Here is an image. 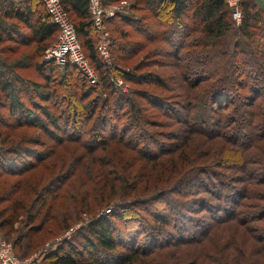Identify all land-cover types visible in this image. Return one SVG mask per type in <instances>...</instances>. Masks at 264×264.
Segmentation results:
<instances>
[{"label":"trees","instance_id":"16d2710c","mask_svg":"<svg viewBox=\"0 0 264 264\" xmlns=\"http://www.w3.org/2000/svg\"><path fill=\"white\" fill-rule=\"evenodd\" d=\"M121 1L141 16L129 18L124 12L105 23L112 62L107 65L96 50L98 35L86 1L60 0L97 75L91 85L74 66L43 61L58 29L40 0H0L1 236L15 254L23 249L19 257L26 258V250H36L87 215L94 218L54 247L46 264H180L174 258L182 249L177 246L198 243L203 238L190 233L201 235L206 225L190 217L191 209L180 207L177 197L200 187L219 200L203 204L210 214L223 213L210 216L218 224L236 220L249 233L252 222L261 237L258 246L236 242L233 254L207 251L189 262L249 264L253 254L250 264H264V0H241L238 25L226 0L101 4L107 8ZM2 18L7 23L1 27ZM18 23L32 46L22 63L11 57L16 48L6 46L23 38ZM130 28L141 37L137 42L128 41ZM156 41L169 50L155 56L170 59L175 74L132 76L114 66L126 69L127 61ZM24 65L33 68L36 80L18 74ZM113 73L137 88L120 93ZM166 127L167 133L157 132ZM19 129L38 131L45 141L37 134L21 136ZM161 137L170 141L166 147ZM212 150L208 165L202 157ZM77 169L80 178L92 182L86 195L81 194L86 180L76 177ZM65 188L75 192L73 204L58 220L54 210L72 198ZM138 203L145 205L151 223L145 231L125 232L121 227L133 221L131 209ZM49 223L57 224V231ZM164 249L165 262L159 258Z\"/></svg>","mask_w":264,"mask_h":264},{"label":"rangeland","instance_id":"374dc122","mask_svg":"<svg viewBox=\"0 0 264 264\" xmlns=\"http://www.w3.org/2000/svg\"><path fill=\"white\" fill-rule=\"evenodd\" d=\"M128 1V0H127ZM128 4V2H127ZM227 4V3H226ZM129 5V4H128ZM124 15L128 16L129 18H138L141 15L140 14H135V13H131L128 10H124ZM4 16L3 14H1L0 11V17ZM242 17V16H241ZM231 18L233 20V22L238 25L241 21L237 22L233 19L232 14H231ZM3 22H2V26H5V24L7 23V20L2 18ZM16 31L18 33L23 34V38H21V41H19L20 43L17 45V43L15 45H11L9 43V45L6 46H10V47H14L16 48V55L11 56L12 58H14L15 56L17 58H19L18 60L20 61V63L22 62H26V57L28 54H30L31 52V42L28 41V38L26 37L27 34V29L25 27H23L22 25H20V23H18V26L16 27ZM127 33H130V39H128V41L130 43H134L137 42L141 37L137 36V34H134V31L132 30V28L128 29ZM16 39L17 36L15 37ZM20 40V38H19ZM55 41V40H54ZM53 41V42H54ZM52 42V43H53ZM54 44V43H53ZM52 44V45H53ZM29 45V46H28ZM155 47L157 49H155ZM151 48H154V50L152 51L151 54H148L147 56H143L145 53H148L150 51ZM163 49V50H162ZM168 47L163 45L162 43H159V41H156L152 44L147 45L140 53V55H138L137 58L134 59H130L129 61L126 62V69H123L121 64L119 63V65L117 64H113L115 67H117L118 70H124L125 73H128L129 75L135 76L138 74H156L159 76H167L169 74H172L177 71L175 68L169 67V66H173V63H170V59L166 58L165 56H155L156 54H160L161 52L164 51H168ZM161 51V52H160ZM156 58V59H154ZM111 57H110V63L111 64ZM27 64V63H25ZM181 64H184L183 62ZM186 65V64H185ZM25 69H22V71H18V74H22V75H26L28 78L36 80L38 78V76L35 74L33 68H27V65ZM61 72V70H59ZM114 82L116 81H121L122 85H121V89L126 88L127 93H123V91L119 88L116 87V89H118L120 91V93H123L125 95L129 94L133 89L137 88L136 86H134L131 83L125 82L123 80V78L120 75H117V73H113V75L110 76ZM179 84V82H178ZM139 88V87H138ZM179 89V88H178ZM177 89V90H178ZM176 90V91H177ZM161 93H164V91H160ZM178 92H182L181 89L178 90ZM176 93V92H175ZM177 94V93H176ZM100 95V93H99ZM163 122L166 123V120L163 119ZM168 128L166 127V129H158L157 132H165L167 133ZM19 134H21V136H32L33 134H37L36 137L41 140V141H45L42 140L43 138H41L42 133L38 132V131H34V130H27V129H19L17 131ZM35 132V133H34ZM161 142H163V144L166 145L170 142L169 140L161 137ZM214 144V143H211ZM191 148V147H190ZM189 148V149H190ZM41 152V149H38ZM214 153V150L211 151L210 154L205 155L204 159L202 157L203 162L209 163L212 160V154ZM85 162V161H83ZM192 166H194V163L192 164ZM222 172H226V175L230 176L231 172L229 173V171L226 168H222L220 169ZM83 170H80V175L81 172ZM83 173H88V169H84ZM79 169L76 170V177H79ZM82 176V175H81ZM79 179H83L84 181L86 180V177L82 176L81 178L79 177ZM225 182V181H224ZM93 189L92 186V182L89 180H86V182L83 184V186L81 187V194L86 195V193L90 192V190ZM196 189H199L198 191L195 192H191L190 194H187V196H179L177 197L179 200H181L180 202V207H183L184 209L186 207H189L191 209V212H189V216L190 217H196L198 220V222L200 221L201 223H204L206 225V230L204 231L203 234L199 235L196 233L194 234V232L190 233V236H192L193 238H197L199 237L200 239L203 238L202 240H197V242L193 243V244H189V245H178L177 247L181 248V250H179L178 252L175 253L174 258H177L179 260L180 264H186V263H190V259L194 258L196 254H202V253H206L208 252H213V253H218L217 251H219L220 255H222L224 257V255L222 253L225 252V254H233L235 250V246L233 245V249L231 248V245L233 243L238 242V244H242L244 245L246 248L249 245H254L256 244L258 246V244L256 242H259L260 240V231L254 230L252 228L257 227L258 225H255L252 222H249L247 224V227L249 228V233H247L243 227H239V224L236 220H226L222 223H217L215 219H212V215H216L217 212V216H223V213L221 211H215L214 213L207 212V207H203L204 203L207 202H213V203H218L219 200H217V198H215L214 196H210L208 194H206L205 192H201L200 191V187H196ZM208 189H210L208 187ZM67 196H72L71 200L68 199L66 201L67 206H60L61 209H56L54 210V214H56V218H58V220L60 219L61 215L65 212H71V206L73 204V195L75 194V192L73 191H69L67 188L64 189L63 191ZM228 193V191H223L222 194ZM91 194V193H90ZM215 194V193H214ZM221 194V196H222ZM224 196V195H223ZM174 198V197H173ZM217 200V201H216ZM188 201V202H187ZM139 204V203H138ZM223 208H228L226 205H222ZM145 205L142 206L141 204L136 205V207H133L131 210H133L135 216L133 221H130L129 223H127L126 225H124L123 227H121V229L123 231H137L139 232L140 229H142L143 231H145L147 229V225L149 223H151V218L150 216L145 212L144 210ZM164 208V207H163ZM215 208L219 209L221 208L220 206L216 205ZM160 210H162V208H160ZM251 214H255L253 213L255 211V209H250ZM105 213V212H104ZM106 214V213H105ZM109 214V213H108ZM100 213H98V215L95 216V218L97 216H99ZM211 216V217H210ZM93 216H85L82 215V217H80L79 220L77 221H73L68 228L70 227H74L75 225H79L80 228L84 227L85 225H88V223L93 219ZM72 219H74V216L72 217ZM260 223H264V220L262 222V220H260ZM120 223V222H119ZM121 224V223H120ZM253 224V225H251ZM214 225L215 227L212 229L211 226ZM217 225H219V227H217ZM232 225V226H231ZM49 227H51V229L54 231H57L58 226L57 224H51L49 223ZM146 227V228H145ZM66 228L65 230H61L60 233L53 239L49 240L48 242H46L45 244L41 245L40 247H38L36 250H32V249H28L26 250L27 253L26 254V258H20L19 256H23L24 250H18L15 252L13 251L14 255L18 258V259H30L32 257H37L39 259H41V264H46L44 262V259L46 258L47 254L51 252L52 247L57 244L58 239L62 238L65 234V232L67 231ZM79 228V229H80ZM169 229L167 230V232H171V226L168 227ZM252 229V231L250 232V230ZM239 230V231H237ZM174 232V231H173ZM245 232L248 234L249 239H247ZM137 234V233H136ZM1 235V234H0ZM74 234H72L73 236ZM251 235V236H250ZM71 236V237H72ZM142 236V235H141ZM70 237V239H71ZM161 240L164 239L163 236H160ZM143 238V237H142ZM188 238V237H187ZM142 240V239H141ZM64 240H62L61 242H63ZM60 242V243H61ZM144 242V241H143ZM162 242V241H161ZM260 243V242H259ZM161 256L159 258H161L160 260L162 261H168V257L163 256V253H165V249L160 251ZM177 255V256H176ZM256 258V255L254 256L253 254H250L248 256V260H249V264L253 262V260ZM261 261L264 263V257L261 258ZM191 264V263H190Z\"/></svg>","mask_w":264,"mask_h":264},{"label":"built area","instance_id":"2783aa9c","mask_svg":"<svg viewBox=\"0 0 264 264\" xmlns=\"http://www.w3.org/2000/svg\"><path fill=\"white\" fill-rule=\"evenodd\" d=\"M44 8L50 17L51 22L58 29V36L54 44L45 51L43 55V61L53 62L59 68L64 67L67 63L74 66L82 77L88 81L91 85L97 84V75L95 70L90 65L89 61L85 58L78 38L76 36L73 25L68 19L66 12L61 6L60 0H40ZM88 6L91 22L94 30L98 35L97 53L102 61L107 65L110 63V39L109 33L105 28V23L114 18L116 15L124 13L127 3L121 1L118 4L104 8L101 4V0H85ZM241 0H226L227 6L231 10L232 17L235 21L239 22L241 19V12L239 10ZM111 81L114 80L111 78ZM115 87L121 89L122 82H114ZM123 93H127L126 88L121 89ZM110 209L105 210L108 214ZM80 228L79 225L70 227L65 232L64 236L58 239L59 245L62 240H69L72 234H74ZM57 245L55 244L54 247ZM41 259L32 257L30 259H18L14 253L13 248L9 242H7L0 235V264H41Z\"/></svg>","mask_w":264,"mask_h":264}]
</instances>
